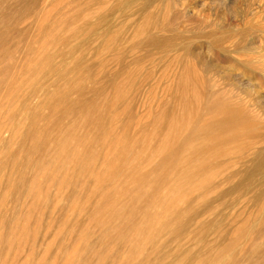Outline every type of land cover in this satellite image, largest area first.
I'll return each mask as SVG.
<instances>
[{
	"label": "rangeland",
	"instance_id": "rangeland-1",
	"mask_svg": "<svg viewBox=\"0 0 264 264\" xmlns=\"http://www.w3.org/2000/svg\"><path fill=\"white\" fill-rule=\"evenodd\" d=\"M210 89L213 133L187 122ZM244 119L264 133V0H0V264H264V200L221 198L252 153L208 138ZM187 176L211 186L181 250Z\"/></svg>",
	"mask_w": 264,
	"mask_h": 264
},
{
	"label": "bare ground",
	"instance_id": "bare-ground-1",
	"mask_svg": "<svg viewBox=\"0 0 264 264\" xmlns=\"http://www.w3.org/2000/svg\"><path fill=\"white\" fill-rule=\"evenodd\" d=\"M152 1V0H151ZM155 2V1H154ZM256 2V1H255ZM32 6V5H31ZM245 9V8H244ZM252 11V10H251ZM263 12V11H262ZM256 15V14H255ZM262 28V27H261ZM252 37V36H251ZM247 38V37H246ZM259 38V37H258ZM256 41V40H255ZM113 50V49H112ZM64 73V72H63ZM185 73V72H184ZM195 75V74H194ZM250 76V75H249ZM196 77V76H195ZM241 78V77H240ZM179 79V78H178ZM202 79V78H201ZM257 78H255L256 80ZM178 85V84H177ZM185 85V84H184ZM246 85V84H245ZM261 85V84H260ZM185 87V86H184ZM207 88V87H206ZM240 88V87H239ZM256 89V88H255ZM196 90V89H195ZM248 91V90H247ZM249 92V91H248ZM181 93V92H180ZM182 94V93H181ZM198 94V93H197ZM243 95L247 96L246 92L243 91L242 93ZM218 95V96H217ZM182 96V95H180ZM179 96V97H180ZM196 96V95H195ZM212 96V97H211ZM214 96L220 97V93H214L213 90H208V91H204L203 97H201V100L199 99V97H197V100H194L197 106V109L192 115H190L187 118V122L191 125H193L198 131L202 130V129H208L210 132H214V128L213 125H215V121H216V110H213L211 107L216 106L214 100L212 104H214L213 106L209 105V99L210 97L213 99ZM204 98V99H203ZM211 99V100H212ZM183 100V99H182ZM236 100L242 102L243 98L240 97V95H238V97H236ZM253 101V100H252ZM219 102V101H218ZM221 102V101H220ZM219 102V103H220ZM254 102V101H253ZM183 103V102H182ZM191 103H193V100L191 101ZM194 103V104H195ZM211 106V107H210ZM210 107L212 110H210L209 112L207 110H209ZM208 108V109H206ZM186 109V108H185ZM205 109H206V114H205ZM184 117V116H183ZM231 121V120H230ZM229 121V122H230ZM253 126L250 125L247 121H245V119L242 121V123L239 126H233L232 131H225L223 132L222 136L219 137V139L217 141H214V139H216L218 136V134H216V136L211 135L210 141L216 144H213L212 149L216 150L217 152H220L221 146L224 144H229V143H234L235 144V148L233 149H227V150H223L221 149V153L220 155L226 156L228 158H230L231 154H235L237 159H242L245 158V154L250 152L252 153V159L253 161L251 162L252 164L247 165V168L245 167L244 171H242L240 173L241 178L240 181L237 182L236 184H234L231 188H228V190H226L225 192H223V194L221 195L223 198L224 196H228L230 194H239V192L241 191H249V190H254V194H253V199L256 202H261L264 200V133L260 134V132L258 134H255L253 132ZM217 129V127L215 128V130ZM222 132V131H221ZM202 133V132H201ZM204 134V133H203ZM215 135V134H214ZM260 145V146H257ZM263 144V145H262ZM167 145V144H166ZM227 146V145H226ZM166 149V148H165ZM180 150V149H179ZM204 152V151H203ZM173 153V152H172ZM205 154V152H204ZM195 155H200V151L196 152ZM192 157V156H191ZM227 158V159H228ZM167 159V158H166ZM194 159V158H193ZM168 160V159H167ZM183 160V159H182ZM233 160V159H232ZM36 161V160H35ZM186 161V160H184ZM195 163V162H194ZM249 163V162H248ZM184 164V163H183ZM217 164V163H216ZM225 165V164H224ZM215 166V162L211 163L210 166H206L209 167V169L211 167ZM246 166V164H245ZM244 167V165H243ZM187 168V167H186ZM180 169V168H179ZM208 169V168H207ZM243 169V168H242ZM169 170V169H168ZM205 167L204 168H199L196 172L197 176L205 173ZM241 170V169H240ZM238 174H239V170ZM194 172V171H193ZM120 173V172H119ZM192 173V172H191ZM237 173V172H235ZM168 174V173H167ZM188 174V173H187ZM195 174V175H196ZM236 174V175H238ZM67 175V174H66ZM68 176V175H67ZM158 177V176H157ZM176 177L183 178L181 176V174L176 173ZM195 177V176H194ZM194 177H186V181L188 180L189 182H191V185H189V187H187L186 189L184 188H178L176 186V189L174 188L173 190H169L165 189V186H163V195L164 196H168L169 193L172 192V194H175V198L177 199V204L179 206V204H182L183 201L186 199L185 201V207L184 208H179V215H182V220L181 222L176 226L179 227V234H176L175 236V244L178 246L179 249H181L182 247V238H185L184 235L185 233V229L187 228V224H189V220L185 217H187V214H189V205L188 202L191 201L192 197L190 196L196 189L200 191V197H206V193L209 191L210 189V182L207 179H204L202 182H196V179L194 181ZM240 177V176H239ZM63 178V177H62ZM203 178V177H202ZM256 178V179H254ZM168 179V178H167ZM185 180V178H183ZM199 179V178H198ZM254 179V180H253ZM160 180V179H159ZM253 180V182H252ZM176 181V179H175ZM143 182V181H142ZM157 182V181H156ZM167 182V181H166ZM172 182V181H171ZM251 182V183H250ZM153 184V183H152ZM166 184V183H165ZM168 185V184H167ZM171 185V184H170ZM254 185V186H251ZM27 186V185H26ZM159 187H161L159 185ZM158 187V188H159ZM27 188V187H26ZM162 188V187H161ZM169 188V187H167ZM22 194V193H21ZM246 194V193H245ZM162 197V196H161ZM172 198V197H171ZM185 198V199H184ZM167 200V199H166ZM170 200V198H169ZM176 201V200H175ZM174 201V202H175ZM167 202V201H166ZM166 202L164 199H160V202H158V205L161 203L162 207L166 206ZM157 203V202H156ZM47 204V203H46ZM92 204V203H91ZM149 204V203H148ZM132 206V205H131ZM141 206V205H140ZM153 207V206H152ZM136 208V207H135ZM16 209V208H15ZM120 209V208H119ZM129 209V208H128ZM153 209V208H152ZM210 209V207H209ZM145 210V212L143 213L145 216L148 215L147 210ZM142 210V211H143ZM150 210V209H149ZM49 211V210H48ZM135 211V210H134ZM133 211V212H134ZM136 212V211H135ZM209 213V212H208ZM143 215V216H144ZM128 216H135L132 214V211L130 212V214H128ZM151 216V215H150ZM134 218V217H132ZM143 218V217H142ZM129 219V218H127ZM126 216L124 217V226L123 228H129L131 229L130 231H134L136 235H141L143 237V232H148V230L150 229V227L148 228H143V226L141 225H133L130 226L127 222ZM154 221V220H153ZM115 222V221H114ZM151 224V223H150ZM130 226V227H129ZM166 227H171L170 222L166 223ZM175 226L172 227L173 229L176 228ZM116 229V228H115ZM178 229V228H177ZM106 231V230H105ZM174 232V231H173ZM101 233V232H100ZM125 233V232H124ZM119 234V233H118ZM131 234V233H130ZM174 234V235H175ZM133 235V234H132ZM192 235H196V234H192ZM191 235V236H192ZM98 237H100V235H98ZM97 237V239H98ZM190 237V236H189ZM188 237V238H189ZM139 238V237H138ZM140 239V238H139ZM91 241V240H90ZM119 244V243H118ZM135 242L134 241H127V249L129 250L130 254H134L136 252V247L134 246ZM123 245V244H122ZM140 245V244H139ZM138 246V245H137ZM88 247V246H87ZM122 247V246H121ZM120 247V248H121ZM92 248V247H91ZM116 249V248H115ZM118 249V248H117ZM113 250V249H112ZM182 250V249H181ZM86 251V249H85ZM119 251V250H118ZM127 251V250H126ZM89 253V252H88ZM124 253V252H123ZM111 254V253H109ZM86 255V252H85ZM121 255V254H120ZM81 256V255H79ZM128 256V255H127ZM69 257V256H68ZM86 257V256H85ZM81 258H83L81 256ZM125 258H119L117 260V264H123L125 262ZM71 260V259H70ZM75 260V259H74ZM83 260V259H82ZM76 261V260H75ZM77 262V261H76ZM115 262V261H114ZM71 263V262H70Z\"/></svg>",
	"mask_w": 264,
	"mask_h": 264
}]
</instances>
